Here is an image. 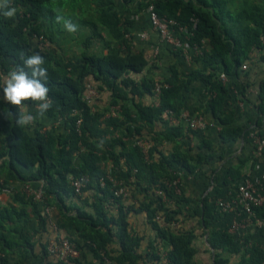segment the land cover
I'll list each match as a JSON object with an SVG mask.
<instances>
[{
    "label": "trees",
    "instance_id": "obj_1",
    "mask_svg": "<svg viewBox=\"0 0 264 264\" xmlns=\"http://www.w3.org/2000/svg\"><path fill=\"white\" fill-rule=\"evenodd\" d=\"M91 1L93 15L83 23L90 30L84 44L92 45L93 38H97L106 53H90L85 49L75 59L63 58L53 45L44 50L31 43L34 34L53 41L52 33L64 31L55 22L51 0H11L12 6L18 9L17 19L13 21L0 16V91L3 92L2 76L22 64L21 51L26 55L40 52L49 70L47 84L53 101L43 118L46 122L37 119L32 125L19 127L16 119L21 110L0 98V158L4 157L1 167L3 170L7 167V177L18 175L22 182L44 181L45 202L49 197L59 201L62 194L78 196L70 186L69 176L88 175L89 182L84 190L92 187L96 193L91 203L93 212L78 211L77 215L67 217L69 231L77 232L82 243L76 238H68L77 244L80 252L84 247L89 249L98 264H194L198 252L193 245L197 237L195 230L173 231L169 226H160L155 219L156 213L161 211L169 223L182 213L179 207L182 195L177 198L173 193L169 195L164 183L172 178L171 169L175 166L184 167L189 172L196 169L191 163L193 155L184 150L186 131L183 126L172 124L163 116L166 111L178 116L191 83L200 80L211 91L203 112L209 113L220 125L218 135L221 141L237 140L243 134V127L232 125L234 110L226 112L223 109L228 89L219 80V75L225 73L238 77L241 65L249 59L253 49L264 51V44L260 41L264 34V0H241L237 4L238 10L233 13L226 10L227 0H141L140 7L153 4L158 15L187 26L189 44L201 46V54H190L196 68L185 72L173 65L169 67V74L162 77L158 105L143 102L144 97L153 95L154 79L143 77L136 80L132 77L148 66V60L143 51L131 50V43L125 37L129 31L127 20L121 19L113 0ZM122 1L130 4L135 0ZM202 40L207 41L209 48ZM176 53L182 52L177 50ZM260 59L264 62V54ZM244 74L240 96L242 100L251 101L247 89L252 82L247 72ZM90 79L95 82L98 97L99 92L107 91L111 107L119 106L116 116L104 117L103 110L92 106L94 102L88 104L83 100L85 83ZM257 89L252 103L264 115V80ZM23 107L24 112L36 115L34 102H25ZM79 118L81 123L76 126ZM144 130L149 131L148 139L153 142L147 155L135 144L137 137H144ZM115 131L120 133L115 136ZM258 132L262 135L260 130ZM164 143H172V149L168 152L159 149ZM209 157L197 154L196 162L206 161ZM106 158L115 166L112 176L132 186L133 201L128 205L113 197L110 184L100 188L95 180L106 174L100 167V161ZM16 162L31 167L33 171L18 173ZM6 179H3L5 183L10 182ZM231 180L236 181L237 187L243 180L239 168H228L223 182L228 184ZM158 188L174 198L176 208L162 201L154 192ZM214 191L216 195L217 188ZM110 197H113L115 213L104 204ZM28 200L36 202L33 198ZM209 201L210 196H204L195 212L199 216L196 227L202 230L203 236L206 235L207 244L213 250L211 264H228L235 254L239 255V264H263L264 248L259 244L250 243L248 238L240 244L226 230L211 224L215 206ZM8 211L7 208L0 209V214H4L0 217L1 228H4L2 219L8 217ZM131 212H144L147 223L156 232L155 238L147 245L148 250L143 252H139L142 237L131 233L129 228ZM253 212L259 215L261 206H253ZM45 222V216L41 215L40 229H44ZM0 238H4L1 233ZM113 243L117 248L108 251ZM160 244L166 246L163 256L158 251ZM42 251L39 264H65L49 259L46 245ZM72 264L96 263L76 258Z\"/></svg>",
    "mask_w": 264,
    "mask_h": 264
},
{
    "label": "crops",
    "instance_id": "obj_2",
    "mask_svg": "<svg viewBox=\"0 0 264 264\" xmlns=\"http://www.w3.org/2000/svg\"><path fill=\"white\" fill-rule=\"evenodd\" d=\"M227 1V11L233 13L238 10L237 4L241 0ZM113 2L121 19L127 20L128 33L136 34L143 31L148 34L147 39L133 36L129 40L131 50L134 52L143 51L148 60V66L142 72L132 74L134 79L140 80L143 77L153 78L155 75H160L161 71L168 75L171 65L177 67L180 71L186 72L197 67V64L194 63L191 57L186 58L182 53V55L176 53L167 44L157 43L158 37L150 26L147 9L140 7L141 0H135L130 4H124L122 0H113ZM31 43L36 44V41L32 39ZM206 43L207 41H205ZM155 46L158 47V54L153 59L152 52ZM206 47L209 48L207 44ZM100 53H106V49L101 50ZM193 54L196 55L194 52ZM262 54H264L263 50L254 49L250 53L249 59L244 62L248 63L247 69L240 70L238 77L227 76L224 81V85L228 89V95L223 102V109L226 112L234 110L235 116L232 125L243 127V134L237 140L221 141L218 135L220 125L209 113L203 112V106L211 95V91L200 80L191 83L184 100L183 111L190 118L201 116L208 122L213 123L214 126L192 133L186 132L184 150L193 155L191 163L196 165V169L193 172H189L181 166H175L171 169L172 176L178 177L183 182L182 190L184 196L188 198L186 204L179 203L182 213L177 214L176 217L181 216L180 219L183 221L173 231L193 228L195 234L199 231L201 233L202 230L196 227L195 224L199 217L195 209L198 205L202 204L204 196L209 195V202H213L215 206L211 217V224L213 226L226 230L240 244H243V241L248 238L250 243H257L264 248V149L256 152V145L251 137V133L256 130H260V133L264 134V115H261L257 106L252 103L256 98L257 86L260 81L264 80V62L260 59ZM244 72H247L248 78L252 82V85L247 89V96L251 101L242 100L240 96ZM3 80L4 77L2 78ZM87 82H92L95 85L92 79ZM104 92L109 95V92ZM1 96H3L2 91H0V98L3 99ZM3 101L5 100L3 99ZM143 102L146 104H157L158 100H151V96H146L143 98ZM97 103L101 104L103 102L97 101L94 103V107L97 110H101V108H98ZM23 111H25L24 107ZM164 120L166 119L164 118ZM42 121L46 122V119ZM49 122L50 120L47 121V123ZM179 124L185 130V123L181 121ZM159 127L162 128L161 122L159 123ZM114 134H118L117 131ZM106 137H109V134ZM158 148L163 152H168L172 149V143H164L163 146H159ZM197 154H204L210 157L206 161L201 160L196 162ZM3 160L4 157L0 158V179L7 178L6 180L10 181L8 183L16 187V192L5 191L2 185V188L0 187V209H9L8 217L2 219L4 228L0 227V233L4 235V238H0V264H39L43 246L47 245L53 238L57 236H70L80 240L77 232L69 231V220L67 217L77 215L78 211L93 212L91 203L96 194L93 188L89 187L84 190L80 196L62 194V198L59 201L54 197H49L47 202L43 198L34 202L28 200L29 198H26L21 192L23 182L18 175H15V178L7 177V167L4 170L1 167ZM240 160H243L244 163L241 164ZM105 163H107L106 168L104 167ZM230 166L239 168L241 178L250 179L255 192L262 197L263 202L260 205L262 212L259 215H256L254 212L252 215H249L245 212L243 206L239 203V193L235 180H231L228 184L223 182V178L226 176ZM100 167L109 174H112L115 170V166L109 158L101 160ZM15 168L20 174H30L33 171L31 167H25L18 162L15 163ZM25 182L29 183L32 188L37 189L44 181L26 180ZM215 188L218 190L216 195H214ZM209 190L211 191L209 192ZM139 199L141 200L142 197L139 196ZM132 201L133 198L131 197L128 201L122 203L125 205ZM220 202L227 203L229 208L224 209L219 206ZM104 204L107 209H111L113 213L116 212V208L109 206L108 201H105ZM173 208H176L175 204ZM3 215L0 214V217ZM41 215L46 218L44 229H40ZM128 223L131 233L142 237L139 252L148 250L147 245L155 238L156 232L147 223L145 213L131 212L128 216ZM204 237L202 247H199L197 244L199 237H196L197 239L195 238L193 241V245L198 249V252L195 254L194 264L212 263L213 250L207 244L206 235ZM80 243H82V240H80ZM165 247V245H159L158 251L162 256L165 254ZM116 248L117 245L113 243L109 245L108 251L110 249L115 250ZM160 249H163L164 252H161ZM206 253L209 254V261ZM2 258L4 261H1ZM78 259L82 262L86 260L96 264L99 262L86 247L81 250ZM239 260V255H232L228 264H239Z\"/></svg>",
    "mask_w": 264,
    "mask_h": 264
},
{
    "label": "built area",
    "instance_id": "obj_3",
    "mask_svg": "<svg viewBox=\"0 0 264 264\" xmlns=\"http://www.w3.org/2000/svg\"><path fill=\"white\" fill-rule=\"evenodd\" d=\"M150 26L152 30L157 34L158 44H167L172 50L177 51L181 50L182 54L186 58H190V53L194 52L196 54H201V46H191L189 44L188 37V27L180 25L173 18H168L166 16H160L154 10L153 4H150L146 7ZM133 36H137L140 39H147L148 34L146 32L126 33L125 37L131 39ZM32 39L36 41L37 47L40 49H45L50 46V41L43 37L42 35L34 34ZM260 41L264 44V34L260 36ZM203 44L205 40H202ZM256 49V48H254ZM253 49V50H254ZM257 50H259L257 48ZM158 54V47L155 46L152 52V58L155 59ZM252 56V55H251ZM253 57V56H252ZM253 60V58H251ZM248 63H243L241 65L242 70H246ZM227 75L225 73H220L219 80L224 83ZM162 87V82L155 81L153 86V96L156 97L155 100L159 101L160 88ZM98 97V90L92 82L85 83V91L83 93V100L88 104H93L95 99ZM154 105H158L154 104ZM119 111V106H112L111 109L104 115V117L116 116ZM77 112V111H74ZM164 118L167 119L170 123L179 124L183 121L185 123V131L192 133L195 131H201L207 127L214 126L213 123L208 122L201 116L189 117L187 113L183 110L181 113L176 116L172 111H166ZM81 123V118L76 120V126ZM45 129V128H43ZM251 137L254 140L256 145V152H260L264 149V134L260 135L256 130L251 133ZM152 141L146 139L145 137H137L135 144L139 146L142 152L147 155L149 148L152 146ZM100 188L106 187L107 184L111 185V192L113 193L114 198H120L122 202L128 201L132 197V186L126 183L122 179H116L112 174L106 173L104 175H99L95 178ZM70 186L72 187L75 195H81L89 182V177L86 174H81L79 176H69ZM165 186L168 193H173V195H181V188L179 187L180 181L178 177H173L166 180ZM0 185L3 186L5 191L16 192V187L11 183H5L3 179H0ZM238 193H239V203L243 206L245 212L249 215L253 214V206L262 205L263 199L259 196L255 190L253 183L250 179L244 178L238 184ZM21 192L26 196V198H33L34 200H42L45 192V183L43 182L40 187L37 189L32 188V186L23 182L21 186ZM154 192L161 197L162 201L168 203L174 207V200L171 201L166 193V191L158 188L154 189ZM113 197L109 198L108 205L114 206ZM128 204V203H127ZM125 204V205H127ZM219 206L224 209H228L229 206L227 203L220 202ZM116 208V207H115ZM155 219L159 222L160 226H169L170 222L164 220L163 212H157ZM47 256L53 261H60L65 264H72V262L79 257L80 250L77 244L69 239L66 236H57L50 240L46 245ZM264 264V263H263Z\"/></svg>",
    "mask_w": 264,
    "mask_h": 264
},
{
    "label": "clouds",
    "instance_id": "obj_4",
    "mask_svg": "<svg viewBox=\"0 0 264 264\" xmlns=\"http://www.w3.org/2000/svg\"><path fill=\"white\" fill-rule=\"evenodd\" d=\"M52 10L55 13V22L61 28L75 34L78 25L66 13V9L57 6L53 0ZM18 9L11 4V0H0V16L8 20L17 19ZM22 64L4 77L3 99L20 109L16 124L19 127L32 125L37 119H43L48 110L52 107L53 101L49 97L50 87L47 82L50 79L49 70L45 67V58L40 52H33L26 55L23 51L19 53ZM34 102L37 105L36 115L23 111L25 102Z\"/></svg>",
    "mask_w": 264,
    "mask_h": 264
},
{
    "label": "rangeland",
    "instance_id": "obj_5",
    "mask_svg": "<svg viewBox=\"0 0 264 264\" xmlns=\"http://www.w3.org/2000/svg\"><path fill=\"white\" fill-rule=\"evenodd\" d=\"M55 3L57 6H62L66 9V13L72 18L73 22L75 24L78 25V31L75 34L72 33H68L66 31H63L59 34H51V36L53 37V41H50V46L46 49L51 48V46L53 45L54 48L57 49V51L59 52V54L65 58H71V59H75V57H79L80 53L82 50H87L90 53H100V51L104 50V48L102 47V43L97 40V38H93V43L92 45L90 44L89 46H85L84 44V39L87 35L90 34V30L83 24L85 23V20H88L91 18V14L93 15L92 12V8L94 7V5H92V1L91 0H55ZM53 5V0H51L50 6L52 7ZM73 8V10H72ZM58 27L61 28V26L58 24ZM61 30H63L61 28ZM88 47V48H87ZM45 50V49H44ZM186 72V71H185ZM7 75L4 74L2 76L5 77ZM166 75L165 72H160V75H155L153 77L154 81H162V77H164ZM108 94L105 92H99V97L95 100V102L100 101L103 102L101 104L97 103L98 108H101V110H103V112L106 114L110 109H111V105H110V101H108ZM3 97V96H1ZM156 97H152L151 96V100H154ZM94 102V103H95ZM95 104H93L92 106H94ZM164 119V117H163ZM167 120V119H166ZM49 125V123H48ZM53 126H56L55 124ZM120 133V132H118ZM149 131L148 130H144L143 131V135L146 139L149 138ZM115 136L117 134H114ZM107 163L104 164V167L106 168ZM173 178V176H172ZM171 179V178H170ZM180 181V179H179ZM182 181H180L179 187L181 188V197L179 195H174L176 198L180 197V202L186 204V200L188 199L186 196H184V192L182 190L183 186H182ZM211 190H209L210 192ZM213 191V189H212ZM170 195V193H169ZM169 197V196H168ZM169 199L171 201L174 200L173 197H169ZM168 206V203H166ZM181 216H177L175 217V219L170 222L169 228L174 230V228L179 227L180 223L183 221L182 219H180ZM196 224V223H195ZM176 230V229H175ZM178 230V229H177ZM197 244L199 247L203 246L202 240H204V236L202 234V232L200 233V231L197 233ZM197 239V238H196ZM195 244V243H194ZM205 246V245H204ZM208 250V249H207ZM161 252H164L163 249H160ZM209 253V251H208ZM206 253V256L208 258L209 261V254ZM195 258V256H194Z\"/></svg>",
    "mask_w": 264,
    "mask_h": 264
}]
</instances>
